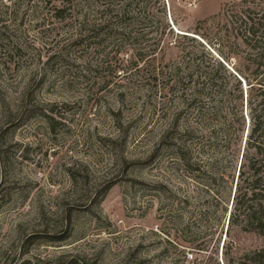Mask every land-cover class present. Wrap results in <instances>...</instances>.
I'll return each instance as SVG.
<instances>
[{
	"label": "rangeland",
	"instance_id": "obj_1",
	"mask_svg": "<svg viewBox=\"0 0 264 264\" xmlns=\"http://www.w3.org/2000/svg\"><path fill=\"white\" fill-rule=\"evenodd\" d=\"M263 14L264 0L0 2V264L264 250L258 232L226 236L246 134L238 72H252L244 17Z\"/></svg>",
	"mask_w": 264,
	"mask_h": 264
},
{
	"label": "trees",
	"instance_id": "obj_2",
	"mask_svg": "<svg viewBox=\"0 0 264 264\" xmlns=\"http://www.w3.org/2000/svg\"><path fill=\"white\" fill-rule=\"evenodd\" d=\"M2 1L0 0V2ZM62 11L56 9V13ZM124 14L121 17H124ZM244 23L246 29L243 34L242 44L248 47L247 58L252 68L251 79L244 76L243 72H238L248 86L245 99L243 92L239 89L241 81L229 74L221 63L215 62L217 68L224 70L236 82L237 89L241 92L238 96L241 111L240 116L236 117V122L241 134L246 129L243 142L244 149L237 175L236 178L235 176L231 177V182L233 183L235 179V184L226 236L233 226H239L244 230H252L264 236V14L258 19L250 16L244 17ZM0 25L2 26L3 24ZM182 36L187 37L185 35ZM217 79L216 74H213V76L207 74L204 76L203 81L204 83L210 81L214 84L213 81ZM252 81H254V84ZM207 100L211 103V107H214L210 116L216 119L221 114V105L212 95L207 97ZM195 101L196 98L191 100V102ZM243 105L248 108L246 115L242 114ZM220 118L219 120L225 122L224 116ZM221 125L223 126V124ZM211 131V135H214V131ZM226 264H229V262ZM230 264H233V262ZM234 264H264V250L246 254L242 258L237 259Z\"/></svg>",
	"mask_w": 264,
	"mask_h": 264
},
{
	"label": "built area",
	"instance_id": "obj_3",
	"mask_svg": "<svg viewBox=\"0 0 264 264\" xmlns=\"http://www.w3.org/2000/svg\"><path fill=\"white\" fill-rule=\"evenodd\" d=\"M192 256H190V258H191Z\"/></svg>",
	"mask_w": 264,
	"mask_h": 264
}]
</instances>
